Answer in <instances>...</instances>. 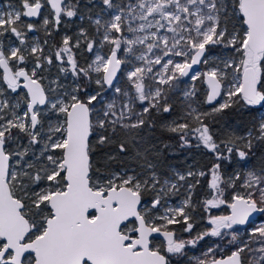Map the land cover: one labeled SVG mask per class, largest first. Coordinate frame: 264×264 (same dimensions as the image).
Returning <instances> with one entry per match:
<instances>
[{
	"label": "snow or ice",
	"instance_id": "6c2138e0",
	"mask_svg": "<svg viewBox=\"0 0 264 264\" xmlns=\"http://www.w3.org/2000/svg\"><path fill=\"white\" fill-rule=\"evenodd\" d=\"M11 7L0 12V264H184L186 249L208 237L219 240L195 264H264V224L244 229L246 238L237 228L264 213V165L221 173L223 161L246 162L264 150V0H20ZM85 16L98 40L81 28L52 53L28 41L37 29L23 18H42L50 36ZM84 51L92 58L82 65ZM61 76L73 78L70 90ZM182 78H203L210 109H199L194 84L177 109ZM234 107L248 111L250 126L217 143L205 118ZM157 129L216 162L162 177L148 158L155 143L146 139ZM204 177V212H230L208 215L209 228L183 239L179 232L195 228L193 194ZM182 188L184 198L170 203ZM225 238L230 254L217 258Z\"/></svg>",
	"mask_w": 264,
	"mask_h": 264
},
{
	"label": "rangeland",
	"instance_id": "374dc122",
	"mask_svg": "<svg viewBox=\"0 0 264 264\" xmlns=\"http://www.w3.org/2000/svg\"><path fill=\"white\" fill-rule=\"evenodd\" d=\"M118 2H120V0H118ZM124 2H127V0H124ZM132 2H135V0H132ZM19 3H20V0H0V12L10 11V10H12L11 6H18ZM42 11L43 12H47V9L42 10ZM97 11H99V9L98 8H94L92 10V13L94 14ZM43 15H47V14L44 13ZM23 19L26 20V18H23ZM81 21H82V19H80V18H74L72 21L64 23L65 27L67 29L71 30V32H69L68 33L69 35H67V36L72 37V38L74 37V39H76V37L78 36L79 31L81 29V27H80L81 23H82ZM84 24H88L91 28L92 27L94 28V26L89 22L88 19H87L86 23L84 22ZM35 27L36 28H40V34L39 35L36 34V33L32 34L31 35V43H39L40 45H42L45 48V51L47 53L54 52L55 51V47L59 46V41H58V39L52 40L51 35L49 36V35L46 34L45 29L42 27V18L40 19L38 24H35ZM94 33H95V39L98 40L99 37H98V34H97L95 28H94ZM40 36H41V40L39 39ZM129 38H131V36H129ZM12 40H14V39H12ZM45 41H47V44H45ZM97 51H99L101 54H103V53H105L107 51V47H105V48H99L98 47ZM221 51L222 50L213 49V52H217L218 53V52H221ZM90 55L91 56H90V59H89L88 62H90L91 58H92V54L91 53H90ZM177 59H179V58H177ZM84 62H85V60H84ZM130 67H131V65L126 66V68H130ZM204 67L205 66H201L198 71H203ZM45 75L48 76L49 74L45 73ZM57 75H58L57 71L55 69H53L51 77L52 78H56ZM202 79L203 78H201V80H199V81L202 82ZM60 80H61V83L66 88H68L69 90H70L71 86H73V84H74L73 78L71 76L67 77V80L64 77L61 76ZM42 83H44L46 87L49 84L48 80H44V81H42ZM193 84L195 85L196 81L193 82V81L189 80L188 78H182L181 82H178L177 93H175L174 95L177 96V101L180 102V105L182 107H183V104L181 103V101L183 100L182 92L184 90L190 89ZM120 86L125 87V88L128 87V82H127L126 76L125 77H121ZM195 88H196V85H195ZM95 91H96V88L94 90H92V91H89V94H92ZM197 91H198V89H197ZM205 91H206V86H205ZM103 95H104V98L106 100H110L111 99V93L110 92H105ZM196 100H197V105H198L199 109L200 110H204V107L202 106L201 100H198L197 97H196ZM261 114H264V113H261ZM49 118L52 120V122L56 121V117L55 116H51L50 115ZM146 139L149 140L150 137H146ZM222 140H224V136H223V138H219L217 143H220ZM21 143L22 144H26L27 143L26 139H22ZM149 146H151V144ZM223 148H224V145L221 144V149L223 150ZM189 153H185L183 156H181L179 159H176V161H175L182 168L173 167V168L170 169V172L168 174H165L164 168L162 167V165L160 163L154 161L153 159H150V158L149 159L152 160V162L157 165V171L162 177L175 179V175L174 174L176 172H179L181 174H185L190 168L199 171L197 165L195 164L194 158H193L194 162L193 161L185 162L186 159H188L189 157H192V155L189 154ZM241 164L244 165V166H238V165H241ZM258 168L259 167H254L252 164H250L247 161L246 162H239L237 159H234L232 163H228V161H223L222 162L221 173H222L223 176L228 177V176L232 175L233 172L244 173V172L248 171L249 169H258ZM191 182H192L191 179H189L188 183H191ZM181 183H183V182H181ZM240 190L243 191L242 189H240ZM232 191H233V189H228L226 191V193H225V198L230 200V194L232 193ZM208 193L210 195V192H208ZM185 195H186L185 189L182 188L180 194L177 195V196L172 197L170 203L178 204L184 198ZM146 199H150V197L148 196V198L146 197ZM205 199H207L205 196H199L197 198L196 197L193 198V201L197 204L196 211L193 213V215L197 216L198 220H200L199 226L196 227V229L194 228L192 234L184 233L182 231L179 232L178 235L181 238L188 239V238H190V236L194 235L196 232H201V231L205 230L206 228H209L210 225L207 224L208 215H210V214H228L229 213V209H227L224 206H221L220 208H216V209H210L208 213H205L204 210H203V203H202L203 200H205ZM197 209L201 210L202 214H199L197 212ZM261 216H264V213H260L258 219L253 221V222H251L250 225H248V227H243V229H240L241 230V234H242V238H246L248 236V232L243 231L244 229H246V228L250 229V228L258 227V226L264 224V217H261ZM227 239L228 238H225V240L222 241L221 243L227 242ZM218 240H219V238L208 237V238H206L205 241H201L200 245L202 244V242H204V243L207 242V245L205 247H207V250H208L209 247H215ZM203 249L204 248L202 246L199 247V244H198L196 246V248H188V249H186V251H187V254H192V252L195 250L193 252L194 254L190 257L192 259V261L195 262L196 258L202 257L203 254H201V253H204V252L200 253V252H198L196 250H201L202 251ZM219 250L220 249H217V252ZM188 260H190V259H188Z\"/></svg>",
	"mask_w": 264,
	"mask_h": 264
},
{
	"label": "trees",
	"instance_id": "16d2710c",
	"mask_svg": "<svg viewBox=\"0 0 264 264\" xmlns=\"http://www.w3.org/2000/svg\"><path fill=\"white\" fill-rule=\"evenodd\" d=\"M81 27L83 28H90L88 24H84V22H87V16H85L84 19L81 21ZM77 59H79L77 57ZM196 88L197 91V99L201 100L202 106L204 107V110H208L211 108L210 105L204 104V92H205V85L200 82L199 80L196 81ZM177 109L182 108L180 105V102L177 101L176 104ZM167 115V114H166ZM252 117L248 115L247 110H238L237 108H232L226 110L222 114L216 115L214 118L209 116L205 118V123L209 126L210 132L212 133L214 139L216 142H218L219 138H223L224 140L227 138L229 133L232 130H235L239 134H243L247 131L248 127L250 126ZM151 142L155 143V147L151 148L152 154L149 155L148 158L153 159L154 161L160 163L162 167L164 168L165 174H168L170 172V169L173 167L182 168L180 167L175 161L176 159H179L181 156H183L185 153H189L192 155V157H189L186 159L185 162L193 161V158L195 160V164L197 165L199 170L207 171L211 165L215 162V158L213 154L206 149L200 148H190V149H181L178 145V142L171 138L166 133H161L159 129L155 131L154 134L150 135ZM164 144H169V148H164ZM151 147V146H150ZM157 149H159V153H157ZM107 151V149L103 150ZM254 154L250 155V158L247 160L250 164H252L254 167H260L264 165V150L262 149H254ZM93 158L98 162V165L102 166L103 164V156L94 153ZM237 159L236 157H233V160ZM194 162V161H193ZM114 168H120L122 167L119 163H113L112 165ZM209 177H204L201 179V183L196 188L193 198L199 197V196H205L206 198H210V195L208 192L209 189L207 188V181ZM148 198V196H146ZM145 197V199H146ZM197 212L199 214H202L201 210L197 209ZM194 216V215H193ZM195 219V229L199 226L200 220H198L197 216H194ZM264 217V216H261ZM179 227V226H176Z\"/></svg>",
	"mask_w": 264,
	"mask_h": 264
},
{
	"label": "flooded vegetation",
	"instance_id": "af4514ba",
	"mask_svg": "<svg viewBox=\"0 0 264 264\" xmlns=\"http://www.w3.org/2000/svg\"><path fill=\"white\" fill-rule=\"evenodd\" d=\"M49 12H50V10H48L47 9V12H43L42 11V13L44 14V13H46L47 15H49ZM49 18H50V16H49ZM26 21L27 22H30V23H34V24H38V22L40 21V19H32V20H28V18H26ZM81 27V26H80ZM49 28H50V30H51V25L49 26ZM81 28H83V27H81ZM37 30L35 31V32H29V33H27V37H28V41H29V43H31V35L32 34H40V28H36ZM83 29H85L88 33H89V37L90 38H92V39H95V33H94V28L92 27H90V28H83ZM52 31V34H51V37H52V40H54V39H58V41H59V45L61 44V41H62V38H63V36L64 35H69L68 33L69 32H71V30H69V29H67L66 27H65V24L63 23V24H61L60 25V27H59V31H55V30H51ZM64 34V35H63ZM50 38V37H49ZM72 38V37H71ZM9 39L10 40H12V39H14V37H9ZM40 40H41V36H40V38H39ZM73 40H75L74 39V37L72 38ZM51 40V41H52ZM90 53H87L86 51H84V52H81L80 53V55H78V61L83 65V64H85L86 63V61L88 62L89 61V59H90ZM84 60H85V62H84ZM67 80V79H66ZM96 88V85L93 83V84H91L90 86H89V88H88V91H92V90H94ZM259 217V216H258ZM253 222V221H252ZM243 227H248V225H244V226H237V228H239V229H243ZM162 240H163V238H156V244H157V246H159V244H160V242H162ZM225 243V244H224ZM224 243H222L223 244V250H219L217 253H216V255H217V258H221V257H226L227 255H229L230 254V251H229V248H230V246L227 244V242H224ZM207 245V242H202V244L200 245L199 244V247H203L204 249L201 251V250H196V251H198V252H206V250H207V247H205ZM195 251V250H194ZM193 251V252H194ZM192 252V254H188L187 255V257H185L184 258V264H195V262H193L192 261V259H190V260H188L194 253ZM201 254H203V253H201ZM175 259V258H174Z\"/></svg>",
	"mask_w": 264,
	"mask_h": 264
},
{
	"label": "water",
	"instance_id": "95a60500",
	"mask_svg": "<svg viewBox=\"0 0 264 264\" xmlns=\"http://www.w3.org/2000/svg\"><path fill=\"white\" fill-rule=\"evenodd\" d=\"M201 66H194L195 70H199ZM206 86V85H205ZM230 212V210H229ZM260 213H254L253 216L250 218V221H255L258 219V216H259ZM157 238H162V237H157Z\"/></svg>",
	"mask_w": 264,
	"mask_h": 264
}]
</instances>
